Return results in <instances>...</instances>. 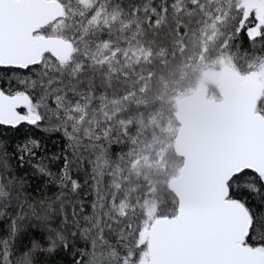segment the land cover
I'll return each instance as SVG.
<instances>
[{"label": "snow or ice", "instance_id": "snow-or-ice-1", "mask_svg": "<svg viewBox=\"0 0 264 264\" xmlns=\"http://www.w3.org/2000/svg\"><path fill=\"white\" fill-rule=\"evenodd\" d=\"M192 21L264 81V0H0V68L11 71L0 76V128L64 140L49 155L35 136L0 132V264H56L62 253L69 264H264V90L218 138L201 207L178 205L163 224L130 219L132 149L112 156L130 139L126 105L142 63L165 53L155 38L182 42ZM242 35L258 52L241 53ZM81 174L90 212L74 199Z\"/></svg>", "mask_w": 264, "mask_h": 264}, {"label": "trees", "instance_id": "trees-1", "mask_svg": "<svg viewBox=\"0 0 264 264\" xmlns=\"http://www.w3.org/2000/svg\"><path fill=\"white\" fill-rule=\"evenodd\" d=\"M196 28L195 21L190 22L188 35L182 42L175 41L167 30L162 31L160 35L155 38L154 48L158 52L159 49L163 47L165 53L163 56L156 55L152 57L149 63H142V67L138 70L144 73L143 79L145 84L142 91H135V95L129 97L130 106L126 105V107H129L130 118L132 120V125L129 128L130 139L128 143L113 147V158H115L118 152L132 145L137 139H142V142H145L151 138L152 131L150 127L139 123L136 118L140 110L149 109L155 105L162 104L166 107H171L174 112L177 111L172 93H174V90L178 86H182V84L177 82V79L183 71L188 70L189 74L193 76H197L206 71L215 75L217 79L221 75L223 67L219 66L218 58L223 56L227 59V57L221 54L218 48L220 41L219 33L209 41L203 54L202 63H200L199 66L195 67L194 64L188 65V68L184 66L185 61L189 57H196L197 54L200 53L194 39ZM236 43L240 46L242 54H252L254 51L258 52L259 46L254 49L252 43L243 35L237 39ZM192 60L194 59H190V61ZM233 64H236L241 71L247 70L242 60ZM201 65L202 67L200 68ZM5 74L10 76L11 71L0 68V76H4ZM128 86L131 87L132 84L130 83ZM117 87L118 89H123L125 85L121 84ZM260 102L264 104V100ZM0 132L4 133L9 138H16L17 140L26 135L35 136L42 140L45 150L49 155L59 154L64 149V140L59 133H43L30 125H22L19 130L0 128ZM176 132L177 129H175L169 137L172 142L174 141ZM181 165L182 159L177 155L172 143V146L163 154L160 163L151 169L149 173L150 182L148 184L139 183L135 175L128 171L129 168L124 166V170L127 173L125 179H131V182L126 188V192L132 196V199L136 203H139L137 211L134 214L130 213V219L133 224L146 217L145 202L147 201L156 202L159 205L160 213L164 216L175 213L177 206L176 199L173 196L170 199H166V197L171 193L169 181L179 173ZM53 170H56L55 167ZM80 183L83 186L79 190V196L74 197V199L84 200L85 212H90V205L93 199L92 182L89 180L87 184H84L83 174H81ZM242 195L250 196L246 191H243ZM137 197H140L138 202ZM69 211H71V208ZM0 228H2V224H0ZM70 259L69 256L62 253L57 257L56 264H69Z\"/></svg>", "mask_w": 264, "mask_h": 264}, {"label": "water", "instance_id": "water-1", "mask_svg": "<svg viewBox=\"0 0 264 264\" xmlns=\"http://www.w3.org/2000/svg\"><path fill=\"white\" fill-rule=\"evenodd\" d=\"M220 90V99L211 98L203 90L196 89L181 97L177 103L175 117L179 127L174 149L182 159V165L179 173L169 181L177 206L199 208L203 205L212 150L229 125L236 107L250 96L254 102L263 85L255 79L242 78L240 73L227 71L220 78ZM168 216L158 217L153 223H168Z\"/></svg>", "mask_w": 264, "mask_h": 264}, {"label": "rangeland", "instance_id": "rangeland-1", "mask_svg": "<svg viewBox=\"0 0 264 264\" xmlns=\"http://www.w3.org/2000/svg\"><path fill=\"white\" fill-rule=\"evenodd\" d=\"M241 2L247 4L248 0H241ZM211 28L212 27L210 25L206 26L203 30H198L196 28L194 39L198 47V51H201L202 46L206 44V42L208 45V38H205L203 31L207 30V32H209ZM217 33H219L218 30L216 34ZM190 59L194 60L190 61ZM201 61L202 59H199V55L197 54L196 57H189L185 61L184 66L187 67L188 65L194 64L195 67H197L200 65V63H202ZM218 62L219 66L223 67L221 70V75L218 79L215 75L206 71L202 74H198L197 76L190 75L188 70L182 72V74L177 79V82L182 84V86H178L174 90V93H172V98L176 107L179 101V95H186L196 89L203 90L211 98L220 99V78L222 74L227 71L240 73L242 75V78L244 79L252 78L257 80V78H255L248 69L246 71H241L240 69H238L236 64L228 61L223 56L218 58ZM201 67L202 65L200 66V68ZM141 74L142 78H139ZM136 75L138 77V82L135 84L136 91H142L145 84L143 79L144 73L142 71H137ZM257 81L263 85L264 90V81ZM180 91L181 93H179ZM175 114L176 111L174 112L171 107H166L162 104L155 105L149 109H142L137 113L136 118L138 119V122L143 124L144 126L150 127L152 136L148 141L145 142H142V139H137L134 142V147L132 144L122 151L126 152L129 149H132V158L125 163V166L129 168L128 171L130 173H133L135 175L136 180L139 183L148 184L150 182L149 173L151 169L160 163L163 154L172 146V143L174 145V141L172 142L169 137L173 133V131L175 129H178L179 127L176 121ZM117 175H119V173H117ZM172 196L175 198V196L170 193L166 197V199H170L172 198ZM145 204L146 217L142 219L141 222L147 223L148 220H151L153 222V220H155L156 218L164 216L160 213L159 205L156 202L147 201L145 202ZM138 206L139 203H136L137 208Z\"/></svg>", "mask_w": 264, "mask_h": 264}, {"label": "built area", "instance_id": "built-area-1", "mask_svg": "<svg viewBox=\"0 0 264 264\" xmlns=\"http://www.w3.org/2000/svg\"><path fill=\"white\" fill-rule=\"evenodd\" d=\"M210 26H211V25H210ZM216 32H217V30H213V28H211V30H210L209 32H207V30H204V31H203L204 36H205V38H208V39H207L208 41H211V40L214 38V36L216 35ZM214 34H215V35H214ZM206 47H207V42H206V44H204V45L202 46L201 51H200V53L198 54V55H199V59H202L201 57H203V54H204V52H205V50H206ZM179 93H181V91H180ZM183 96H184V94L179 95V96H178L179 100H180V98L183 97Z\"/></svg>", "mask_w": 264, "mask_h": 264}]
</instances>
